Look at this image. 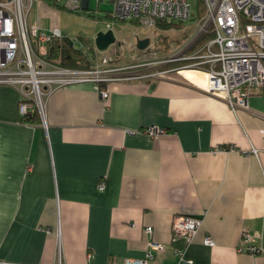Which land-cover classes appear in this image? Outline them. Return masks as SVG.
I'll use <instances>...</instances> for the list:
<instances>
[{
	"label": "crops",
	"instance_id": "obj_1",
	"mask_svg": "<svg viewBox=\"0 0 264 264\" xmlns=\"http://www.w3.org/2000/svg\"><path fill=\"white\" fill-rule=\"evenodd\" d=\"M167 45L108 58L138 64ZM92 46L93 65L103 57ZM208 83L184 70L61 87L33 123L20 120L18 91L0 85V264H124L149 241L164 247L149 264H179L175 250L194 264H264V87L233 111L204 93ZM150 126L165 133H140ZM176 216L202 220L190 242L173 238ZM248 246L259 253L240 252Z\"/></svg>",
	"mask_w": 264,
	"mask_h": 264
},
{
	"label": "built area",
	"instance_id": "obj_2",
	"mask_svg": "<svg viewBox=\"0 0 264 264\" xmlns=\"http://www.w3.org/2000/svg\"><path fill=\"white\" fill-rule=\"evenodd\" d=\"M49 7L79 12L89 0H44ZM203 14L194 33L182 45L172 48L165 59L152 53L151 60L138 64L119 66L103 57L88 68H70L49 61L48 45L54 40L66 38L57 27L44 31L37 24L27 25V14L39 0H0V85L11 86L19 93L20 118L37 113L43 115L45 100L55 89L75 84L92 83L99 86L114 82L148 79L154 80L179 74L184 70L201 72L208 78L204 93L225 102L233 111L248 109L249 96L264 87V0H199ZM97 3H113L112 19L137 24L144 29L155 28L156 22L166 24L186 23L191 20L190 0H96ZM212 38L198 44L204 35ZM75 49L82 50L83 43L69 38ZM178 63L175 69H160L167 64ZM100 98L107 99V89L101 87ZM130 133V132H128ZM140 133L156 137L165 133L160 127L150 126ZM264 151V139L262 141ZM254 155L259 150L251 148ZM104 184H98L103 190ZM202 225L195 217L176 216L171 229L174 239L190 242ZM149 236L151 227L144 229ZM243 239L248 236L243 234ZM204 245L214 247L209 236ZM164 247L149 241L140 260L124 261V264H149L154 253ZM256 246L240 250L259 253ZM179 264H194L184 258L182 250H175ZM60 264V263H58Z\"/></svg>",
	"mask_w": 264,
	"mask_h": 264
},
{
	"label": "rangeland",
	"instance_id": "obj_3",
	"mask_svg": "<svg viewBox=\"0 0 264 264\" xmlns=\"http://www.w3.org/2000/svg\"><path fill=\"white\" fill-rule=\"evenodd\" d=\"M192 16L186 23H179L169 29L161 30L158 28L144 29L137 24L130 22H116L110 17L114 11L113 3L89 0L88 9L79 12H70L62 8L49 7L44 0L34 3L27 14V25L37 24L44 31H49L52 26H57L61 33L68 38H81L86 43L93 44L95 36L100 32L111 30L115 37V43L110 45L107 50L97 54L99 58L111 57L113 55L122 58L131 52L133 45H137L139 40L148 39L149 45L169 44L168 49H174L185 43L194 33L196 24L201 17L198 16L199 0H190ZM50 8L57 12V17H51L45 12V8ZM55 18V19H54ZM85 52L88 48L85 46ZM152 54L146 55L151 60ZM159 59H165L161 51L156 52ZM112 58V57H111ZM178 68V67H175ZM173 68V69H175Z\"/></svg>",
	"mask_w": 264,
	"mask_h": 264
},
{
	"label": "trees",
	"instance_id": "obj_4",
	"mask_svg": "<svg viewBox=\"0 0 264 264\" xmlns=\"http://www.w3.org/2000/svg\"><path fill=\"white\" fill-rule=\"evenodd\" d=\"M199 6V12L197 15L203 14V7L201 2H198ZM111 17V16H110ZM116 22H123V21H117L113 19ZM175 25L178 24H166L162 21L156 22L155 27L161 30L169 29ZM212 38V35H204L199 41L198 44H202L203 42L209 40ZM80 40H82L79 37ZM83 45L88 48V51L92 53L93 46L92 44L86 43L84 40H82ZM90 56L84 52V50L75 49L72 45V41L66 37L62 38L60 40H54L48 45V54L47 58L49 61L59 64L64 67H70V68H88L92 66L91 62L89 61ZM25 123H33L36 120H39V115L37 113H34L32 115L25 116L24 118H20Z\"/></svg>",
	"mask_w": 264,
	"mask_h": 264
},
{
	"label": "water",
	"instance_id": "obj_5",
	"mask_svg": "<svg viewBox=\"0 0 264 264\" xmlns=\"http://www.w3.org/2000/svg\"><path fill=\"white\" fill-rule=\"evenodd\" d=\"M83 9H85V10L88 9L87 2H85V6ZM114 43H115V37H114V34L111 30L106 31L105 33L100 32L94 38L95 47L100 52L107 50L108 47L110 45H113ZM148 44H149L148 39L140 40L137 43V49L140 51H143L146 49ZM153 88H154V85H151L150 90H152Z\"/></svg>",
	"mask_w": 264,
	"mask_h": 264
}]
</instances>
